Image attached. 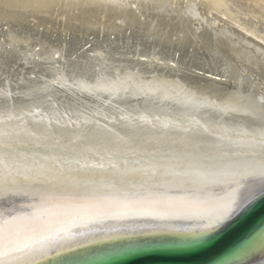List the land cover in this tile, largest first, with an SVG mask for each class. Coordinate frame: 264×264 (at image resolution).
I'll return each mask as SVG.
<instances>
[{
  "label": "bare ground",
  "instance_id": "obj_1",
  "mask_svg": "<svg viewBox=\"0 0 264 264\" xmlns=\"http://www.w3.org/2000/svg\"><path fill=\"white\" fill-rule=\"evenodd\" d=\"M248 1L0 0V251L30 245L11 264L195 245L264 195ZM237 256L264 264V238Z\"/></svg>",
  "mask_w": 264,
  "mask_h": 264
},
{
  "label": "water",
  "instance_id": "obj_2",
  "mask_svg": "<svg viewBox=\"0 0 264 264\" xmlns=\"http://www.w3.org/2000/svg\"><path fill=\"white\" fill-rule=\"evenodd\" d=\"M263 229L264 195L224 229L201 243L176 248L138 249L94 264H248L252 257H228L251 238H255V241L263 239ZM262 253L263 251L260 254ZM263 258L264 256L254 261L258 262Z\"/></svg>",
  "mask_w": 264,
  "mask_h": 264
},
{
  "label": "snow or ice",
  "instance_id": "obj_3",
  "mask_svg": "<svg viewBox=\"0 0 264 264\" xmlns=\"http://www.w3.org/2000/svg\"><path fill=\"white\" fill-rule=\"evenodd\" d=\"M262 132H264V129H262ZM262 147H264V139H261L259 141ZM11 145L7 142L0 143V147H10ZM217 148L219 146H216ZM0 162H7V158ZM8 167H11V165H8ZM17 175H23L25 179L28 178V175L22 172L17 171ZM11 176V173H7L3 176H0V183L9 184L12 181L9 179ZM261 176H264V171L261 172ZM35 178L39 179V175H37ZM30 247L29 244L23 243V244H10V246L7 248V250L0 251V264H11V259L16 254H23L26 249Z\"/></svg>",
  "mask_w": 264,
  "mask_h": 264
},
{
  "label": "rangeland",
  "instance_id": "obj_4",
  "mask_svg": "<svg viewBox=\"0 0 264 264\" xmlns=\"http://www.w3.org/2000/svg\"><path fill=\"white\" fill-rule=\"evenodd\" d=\"M239 1H241V0H239ZM242 2H248V3H249L248 0H242ZM249 4H250V6H249V5L247 6V8H249V10H255V8H258V6H259V5L257 6L256 4L251 5L252 2H250ZM252 6H255L254 9H252V8H253ZM256 6H257V7H256ZM251 7H252V8H251ZM256 10H257V9H256ZM256 10H255V11H256Z\"/></svg>",
  "mask_w": 264,
  "mask_h": 264
}]
</instances>
